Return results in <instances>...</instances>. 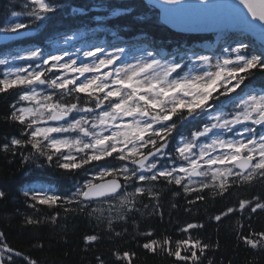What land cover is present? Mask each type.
<instances>
[{"label": "snow or ice", "instance_id": "1", "mask_svg": "<svg viewBox=\"0 0 264 264\" xmlns=\"http://www.w3.org/2000/svg\"><path fill=\"white\" fill-rule=\"evenodd\" d=\"M65 6L62 0H24L22 11L6 10L0 18V39L24 42L22 37L47 27ZM156 6L165 22L183 31H218L219 47L181 52L179 46L169 58L146 39L131 44L85 39L79 47L72 45L74 50L58 43L50 49L34 45L0 58L6 69L0 73V94L19 89L6 119L21 126L22 137H13L0 151L13 156L19 151L26 165L84 174L67 195L50 186L28 187L23 192L28 207H62L65 214H84L113 232L116 221L127 223L137 213L163 219L165 186L174 185L188 197L196 193L187 200L193 205L208 195H231L233 186L264 184V86H251L257 73L264 74V0H159ZM96 8L109 10L107 5ZM132 11L117 9L111 15ZM83 12L72 8L74 14ZM98 31L92 29L91 35ZM112 35L119 39L116 32ZM81 38H90L89 33L63 40L68 44ZM237 213L249 221L237 225V239L264 251V230L250 223L254 215L264 214V195L238 199L210 219L222 223ZM58 216L48 220L55 224ZM24 222L43 223L31 216ZM203 227L187 223L179 229L185 236L176 240L144 231L140 234L149 239L142 247L181 264H202L206 252L219 247L190 231ZM84 239L91 246L100 237ZM113 255L119 264H134L133 252ZM15 258L38 264L11 247L0 231V264H16ZM95 259L105 264L101 256Z\"/></svg>", "mask_w": 264, "mask_h": 264}, {"label": "trees", "instance_id": "2", "mask_svg": "<svg viewBox=\"0 0 264 264\" xmlns=\"http://www.w3.org/2000/svg\"><path fill=\"white\" fill-rule=\"evenodd\" d=\"M62 2L66 6L55 14L47 27L41 28L31 37H22L21 40L24 42L11 40L9 44L0 45V58L8 53H14L19 48L34 45L50 48L49 42L54 37L69 32H88L90 38L81 39L97 43H113L112 41L116 40L131 44L146 39L159 45V51L165 50L169 54L176 53L179 46H183L180 49L182 52L183 49H198L202 43H215L213 35H186L171 31L161 23L159 12L147 5L144 0H62ZM23 3L24 0H0V18L4 16L6 10L9 13L11 10L22 11ZM97 5H107L109 10L105 12L102 8H96ZM74 7L82 8L84 12L72 13ZM128 7L133 9L131 13L111 15L112 11ZM96 16H108V19L97 21ZM139 17L142 19H138ZM95 28H99L100 31L93 36L91 30ZM113 32L117 33L118 40L113 37ZM138 35L142 38L135 39ZM137 46L139 47V44ZM218 47L219 44L216 48ZM5 70L4 66H0V73ZM251 86L257 88L264 86V74L257 73ZM18 91L19 89H14L9 93L0 94V148L13 137L22 138L21 126L6 119L11 111L10 105L17 99ZM174 145L175 141L172 146ZM24 154L27 155V150ZM83 179V173L79 176H70L55 168L26 165L22 162L19 151L15 156L11 152L0 151V191L6 194V199L0 200V231L5 233L9 245L32 257L38 264H97L96 256H101L105 264H119L113 255L117 251L135 253L134 264H181L175 262L172 257L145 250L142 243L149 238L140 233L152 231L154 238L170 236L176 240L185 236L179 229L191 222L204 225L203 228L190 230L194 236L210 245H219L218 248L213 247L206 252L201 258L202 264H208L209 260L212 264H264V251L251 249L237 239V225L239 223L247 225L249 221L246 217L237 213L225 218L222 223L210 219L236 204L238 199L264 195V184L259 181L251 185L233 186L230 190L231 195L226 193L223 198L208 195L206 200L197 201L193 205H189L187 200L194 198L196 193L188 197L182 189H177L174 185L165 186L160 200L163 219L159 215L137 213L127 223L116 221L113 232L107 231L104 225L97 226L94 218L84 214H65L62 207L49 208L37 205L36 209L30 208L23 195V192L33 185L50 186L55 191L67 195L74 190L75 182ZM176 191H179V195L174 194ZM207 193L208 190H205V194ZM172 204H176L177 207L173 208ZM188 208L192 210L186 211ZM57 213H59L57 222L53 224L48 218ZM25 216L39 218L43 223L39 226L26 225ZM250 223L256 231L264 230V214L254 215ZM115 232H120L121 235L116 236ZM92 234L98 235L100 239L88 246L84 238ZM34 244L43 246L34 247ZM15 259L16 264H23L19 258Z\"/></svg>", "mask_w": 264, "mask_h": 264}, {"label": "rangeland", "instance_id": "3", "mask_svg": "<svg viewBox=\"0 0 264 264\" xmlns=\"http://www.w3.org/2000/svg\"><path fill=\"white\" fill-rule=\"evenodd\" d=\"M74 33H71V34H68V35H73ZM3 36V34H0V37H2ZM220 39V34H218V35H216V45L218 44V40ZM10 40H7V41H5V40H3V39H0V43L1 44H7L8 42H9ZM75 42V40L74 41H70L68 44H65L64 43V40H63V37H60V38H57V39H55L52 43H58L59 44V47L60 48H69L70 50H74L73 48H72V45H75V46H77V47H79V46H81V44H83V43H79L78 45L77 44H73ZM216 45L214 44V45H212V44H210V43H205V44H202L199 48H198V50H204V49H207V48H213V49H215V47H216ZM53 46V44L51 45V47ZM203 48V49H202ZM115 49L113 48V49H111V50H109V51H114ZM164 53H166V52H164ZM133 55H136V56H139V55H142V53H139V52H136V53H134ZM169 58H171V56H169ZM134 62V61H133ZM13 63H23V62H13Z\"/></svg>", "mask_w": 264, "mask_h": 264}, {"label": "water", "instance_id": "4", "mask_svg": "<svg viewBox=\"0 0 264 264\" xmlns=\"http://www.w3.org/2000/svg\"><path fill=\"white\" fill-rule=\"evenodd\" d=\"M145 3H147L150 6L155 7L159 12H160V19L161 22L168 27L169 29H171L174 32H178V33H184V34H216L219 33L218 31H213V30H204V31H183L179 26L174 25L173 23L170 22H165L164 19V15L160 9V7H157L156 5L158 4L159 0H144ZM167 7V6H165Z\"/></svg>", "mask_w": 264, "mask_h": 264}]
</instances>
